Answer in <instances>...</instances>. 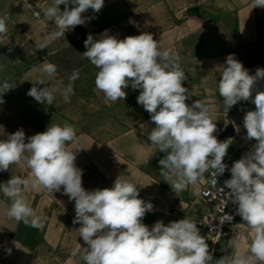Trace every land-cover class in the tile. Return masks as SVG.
Here are the masks:
<instances>
[{"label": "crops", "instance_id": "1", "mask_svg": "<svg viewBox=\"0 0 264 264\" xmlns=\"http://www.w3.org/2000/svg\"><path fill=\"white\" fill-rule=\"evenodd\" d=\"M53 2L0 0V16H9L7 32L0 35V139L22 129L27 142L50 124L73 125L76 139L67 146L76 154V167L83 170L82 186L86 190L111 188L121 176L137 185L139 198L153 205L142 220L149 229L157 221L167 225L189 218L198 211L200 185L175 192L164 181L159 160L167 153L148 140L155 125L137 103L141 90L129 84L125 100L106 101L95 88L99 69L82 56L87 50L84 41L89 34L99 39L105 30L118 39L151 33L161 50H171L185 72L187 79L182 85L188 89L186 103L199 100L206 104L216 123L214 135L219 141H232L227 153L245 156L257 143L246 138L243 126L244 115L255 110V105L251 100L240 101L226 113L218 83L229 54H234L250 75L264 69V8H253V0H105L100 12L89 9L82 13L85 24L69 29L64 37L40 50L37 44L56 28L42 11ZM64 7L60 5L61 11ZM74 50L78 56L69 61V68L61 69L58 60ZM44 62L57 66L54 77L41 72ZM73 71L79 72V78L73 83L70 102L65 103L59 93L53 105L27 95L34 85L51 87L62 80L67 86ZM40 79L45 85L37 84ZM5 82L9 90L4 88ZM256 91H264V79L257 82L253 98ZM29 173L23 164L10 165L9 170L0 171V184ZM24 195L35 213L44 218L42 226L32 228L9 219L6 212L11 200L0 191V264H35L41 252L62 251L74 243L79 245L74 256L83 254L87 245L76 233L80 225L73 224L75 202L64 194L63 187L53 193L29 188ZM198 228L215 257L219 244L212 245L207 232ZM239 239L234 235L223 241L232 246V241Z\"/></svg>", "mask_w": 264, "mask_h": 264}, {"label": "clouds", "instance_id": "2", "mask_svg": "<svg viewBox=\"0 0 264 264\" xmlns=\"http://www.w3.org/2000/svg\"><path fill=\"white\" fill-rule=\"evenodd\" d=\"M104 2L54 0L42 11L56 28L43 36L37 49H45L50 41L64 37L69 29L85 24L82 13L89 9L100 12ZM69 4L73 7L69 8ZM60 5L65 6L63 11ZM255 7L264 8V0H253ZM8 20L7 14L0 16V35L6 34ZM84 44L87 50L82 56L99 69L95 88L106 101L125 100L129 84L141 90L137 103L150 114L155 125L148 133V140L160 152L167 153L159 160L164 181L180 192L189 185L198 186L204 174L211 170V183L215 186L217 177L227 168L224 158L232 141L222 142L214 135L216 123L206 104L199 100L191 105L186 103L188 89L182 85L186 74L171 50H161L159 41L148 32L118 39L105 30L99 39L89 34ZM41 72L52 78L57 66L44 62ZM78 78L79 72L73 71L67 86L62 80L51 87L34 85L27 95L37 102L53 105L59 93L68 103ZM261 79L264 69L258 68L250 75L234 54L226 57L218 94L223 97L226 113L240 101H252L255 110L246 112L243 126L246 138L257 143L251 152L233 163L231 178L224 181L232 202L238 204L237 214L246 222L241 225L251 233L250 244L246 252L225 255L215 260V264H264V91H256L252 97ZM37 84L45 85L43 79ZM4 88L9 90L6 82ZM75 139L76 129L67 123L50 124L46 131L28 137L27 142L22 129L0 139V171L9 170L13 164L30 169L27 177L12 176L0 184L4 197L11 200L6 212L9 219L40 228L44 218L35 213L25 192L31 188L53 193L63 187L64 194L75 202L73 224L80 225L76 233L87 245L83 247L86 264H211L209 245L195 221L187 217L167 225L157 221L151 229L142 223L153 205L139 198L137 185L130 180L119 176L111 188L86 190L82 186L83 170L76 167V154L67 146ZM226 220L231 221L232 217L224 215L220 221ZM232 244L240 249L238 240Z\"/></svg>", "mask_w": 264, "mask_h": 264}, {"label": "built area", "instance_id": "3", "mask_svg": "<svg viewBox=\"0 0 264 264\" xmlns=\"http://www.w3.org/2000/svg\"><path fill=\"white\" fill-rule=\"evenodd\" d=\"M241 157L242 155L227 153L224 158L227 168L223 175L217 177L215 186L211 183V170L206 172L199 182L198 211L189 218L196 222L197 227L207 232L212 245H218L223 240L231 239L245 229L241 224L246 222L237 214L238 204L232 202V198L228 195L230 190L224 188V181L231 178L230 168ZM221 188H224V191ZM224 215L231 216L232 220L221 223L220 220Z\"/></svg>", "mask_w": 264, "mask_h": 264}, {"label": "rangeland", "instance_id": "4", "mask_svg": "<svg viewBox=\"0 0 264 264\" xmlns=\"http://www.w3.org/2000/svg\"><path fill=\"white\" fill-rule=\"evenodd\" d=\"M70 56L65 58H60L58 60L59 67L61 69L69 68V61L78 56L77 50H74L72 53H69ZM237 236L240 238L238 241L240 242V249L244 247H248L250 244L251 233L246 229L241 230ZM229 240V239H227ZM71 245L70 247L64 248L62 251H49L46 250L45 253L41 252V255L37 257V261L35 264H86L83 259V254H78V256H74L73 252L77 250L79 245ZM218 250H216L215 257H213L212 262L220 259L225 255H233L237 249L227 244V241L220 242L218 245ZM212 263V264H213ZM7 264V263H4Z\"/></svg>", "mask_w": 264, "mask_h": 264}]
</instances>
